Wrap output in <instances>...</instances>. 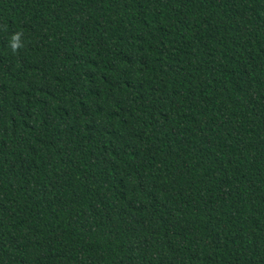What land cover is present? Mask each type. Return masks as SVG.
<instances>
[{"label": "trees", "instance_id": "trees-1", "mask_svg": "<svg viewBox=\"0 0 264 264\" xmlns=\"http://www.w3.org/2000/svg\"><path fill=\"white\" fill-rule=\"evenodd\" d=\"M0 264H264V0H0Z\"/></svg>", "mask_w": 264, "mask_h": 264}, {"label": "clouds", "instance_id": "clouds-1", "mask_svg": "<svg viewBox=\"0 0 264 264\" xmlns=\"http://www.w3.org/2000/svg\"><path fill=\"white\" fill-rule=\"evenodd\" d=\"M14 39H16V37H14ZM15 47H16V45L14 44V45H13V48H15Z\"/></svg>", "mask_w": 264, "mask_h": 264}]
</instances>
